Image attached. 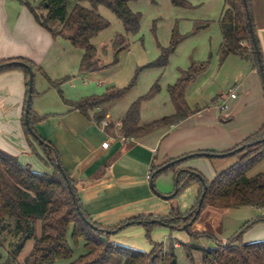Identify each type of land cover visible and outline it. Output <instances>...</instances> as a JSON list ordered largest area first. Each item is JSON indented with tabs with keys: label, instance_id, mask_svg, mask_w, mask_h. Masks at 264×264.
Wrapping results in <instances>:
<instances>
[{
	"label": "crops",
	"instance_id": "1",
	"mask_svg": "<svg viewBox=\"0 0 264 264\" xmlns=\"http://www.w3.org/2000/svg\"><path fill=\"white\" fill-rule=\"evenodd\" d=\"M163 1L167 6V0ZM139 2L146 1L130 3L133 12L140 13L137 9L139 6L136 5ZM149 2L155 7L160 6L159 0H156V4L150 0ZM189 2L193 6L192 9L174 7L171 0L169 1L175 8L171 9L174 10L175 18L170 21L168 35L164 42L159 44L158 51L160 52L161 47L170 45L175 32L181 38L175 50H178L177 52L182 48L189 50L192 44H187L189 39L184 43L182 41L195 32L212 34L214 38H211L209 47L200 46V55L181 61L175 79H179L182 72L192 63L205 61L202 50L217 49L219 53L223 41L219 22L224 11V0ZM133 4L136 10L133 9ZM252 11L264 62V0H253ZM180 19L196 22L195 26L189 23L186 25L182 33L191 30L184 37L179 34L182 29ZM202 24H207L206 28L197 30ZM84 53L83 50L74 48L68 40L53 37L36 22L27 6L22 5L19 0H0V62L22 58L34 62L54 81L71 77L72 79L62 86L61 94L65 99L76 101L98 95L100 91L80 87V90L71 96H67L64 91L67 84L72 85L75 81L88 78L92 80L100 73L79 74ZM242 58L246 62L240 61ZM225 64L233 70V86L229 89L235 88L236 98L230 96L229 90L216 96L213 93L200 92L197 96L193 92L195 97H192L191 92H187L188 104L196 105L191 107L192 114L187 119L176 126L136 139L126 138L121 132L122 122L134 100L120 101L111 108L109 106L105 120L97 123L65 105L59 91L50 86L41 71L36 72L35 77H39V80L32 108L37 116L46 117L36 124V130L58 151L62 165L75 183L84 210L95 222L105 228H112L141 216L168 217L172 209L186 213L179 209V203L174 198L166 200L153 191L151 182H154L156 191L162 195H172L176 190L174 173L170 172L153 180L157 172H154V168H159L170 160L204 151H213L215 154L228 153L264 126L262 76L247 55L232 54L226 58ZM26 82L25 74L21 70L0 73V149L16 156L20 164L30 165L36 172L52 174V168L32 154L22 126L28 94ZM99 85L103 86L104 82L100 80ZM171 85L162 87L161 94L141 108L140 125L144 126L175 114L168 92ZM162 105L167 106L163 108ZM224 105L227 108L222 110ZM101 109L103 108L98 111ZM104 122L107 125H104ZM105 142L110 144L107 149L102 147ZM208 159H191L183 164L182 168L199 171L205 174L204 177L208 181H212L219 172L215 170L210 176H206V164L212 162ZM217 167L220 170L223 166L216 165ZM149 174L152 175L150 180L147 179ZM192 186L198 199L200 186L197 183ZM257 210L264 214V210ZM222 213L223 211L207 209L203 213L207 217L206 220H199L193 229L197 232L205 231L204 225L209 223L210 217L215 216L219 223ZM212 228L216 232L215 225ZM249 241L251 240L245 242Z\"/></svg>",
	"mask_w": 264,
	"mask_h": 264
},
{
	"label": "trees",
	"instance_id": "2",
	"mask_svg": "<svg viewBox=\"0 0 264 264\" xmlns=\"http://www.w3.org/2000/svg\"><path fill=\"white\" fill-rule=\"evenodd\" d=\"M79 1L89 2L92 8H86L78 3L69 12V0H22L36 22L50 32L53 37L68 40L74 48L85 52L79 74L101 72L119 62L120 51L116 53L111 65H105L97 57V48L92 44V41L100 32L110 26V23L97 12L98 7L100 5L107 6L122 21L126 34L138 36L142 14L133 12L129 5L139 0ZM150 1L156 4V0ZM171 3L177 8H193L189 0H171ZM252 10L253 0H224V11L219 22L223 37L219 56L221 62H224L232 54L247 55L260 73L256 48L247 17L249 13L260 47ZM206 26L207 24L199 25L197 30H203ZM180 42L181 38L175 32L170 45L161 47L159 57L144 68H166L170 56L175 52ZM128 48L129 43L123 50ZM10 62L26 64L34 74L41 71L50 86L57 89L60 94L62 86L72 79L65 77L54 81L34 62L26 59L1 61L0 73L12 70L24 72L28 91L29 70L17 64L7 65ZM206 70L207 63H192L187 70L182 72L177 82L168 88L175 114L142 126L140 125V114L143 103L154 98L161 91L159 84L156 83L148 94L137 99L129 107L122 122V135L126 138H141L158 130L176 126L187 119L192 114L186 98L187 90L195 79ZM134 83L135 79L126 88L107 89L102 95L88 96L76 101L65 99L62 94L61 97L64 104L71 110H77L87 119L102 123L108 112L107 107L120 101L134 86ZM36 94L34 85L33 99ZM26 106L27 101L25 110ZM100 108L103 109L98 111ZM44 118L37 116L31 106L28 116L29 125L26 124L24 113L22 126L32 154L36 155L42 163L51 167L52 174L36 172L30 165L20 164L16 156L0 149V236H9L16 241L14 244L11 243L7 258L0 264H64L65 262H68L65 264H178L173 240L167 246L164 243L152 242L153 250L146 253L123 245L115 238L133 225L144 226L146 236L150 240L155 227L169 228L171 231L185 230L184 226L193 220L194 211L205 192L201 178L207 185L206 195L195 222L185 230L189 233L192 241L203 235H211L210 232L193 231V226L198 222L205 209L224 211L252 207L264 210V173L253 177L249 176L250 171L264 161L263 126L246 138L242 144L228 152L244 147L242 151L229 155V157L238 159L236 164L217 173L212 181H208L199 171L183 169L182 165L194 158L212 159L211 154H215L213 151H204L180 159H173L159 168H154V172H156L169 165L167 169L155 174L153 180L173 172L175 187H180V190L193 183L199 184L197 202L188 212L182 214L172 209L168 217L141 216L124 221L116 227L105 228L95 222L84 210L75 183L62 165L58 151L52 143L37 132L36 124ZM53 151L56 152L61 166L56 163ZM195 173L200 174V178L196 177ZM151 174L150 177H152ZM77 206H79V210ZM85 219L94 227H91ZM259 222H264V214L247 223L245 227L248 228ZM70 241L75 245H78L80 241L83 242L84 253L76 259L73 258L74 250ZM192 241L189 244L182 243V246L186 249L189 258L192 257L193 251H201L204 264H264V241L245 243L242 234L228 240L225 247L222 246L221 241L217 240L218 245L213 248H203ZM0 246L6 247L3 242Z\"/></svg>",
	"mask_w": 264,
	"mask_h": 264
},
{
	"label": "rangeland",
	"instance_id": "3",
	"mask_svg": "<svg viewBox=\"0 0 264 264\" xmlns=\"http://www.w3.org/2000/svg\"><path fill=\"white\" fill-rule=\"evenodd\" d=\"M19 1L22 5L24 4L22 0ZM142 1L146 2H139V4H136L139 6L137 9L142 14L141 29L138 36H130L126 34L122 21L107 6L100 5L98 7L97 12L110 23V26L100 32L93 39L92 44L97 48V57L102 63L105 65H111L115 59L116 53L120 51L119 62L115 65L109 66L108 68L104 69L102 73L100 72L94 76L92 79L93 81L87 77L88 79L75 81L72 83V85L67 84L64 87V91L66 92L67 96L76 94L75 92L80 90V87H88L95 90L99 89L100 91L97 94L102 95L107 91V89L126 88L135 79L134 86L120 101H136L140 97L148 94L156 83L159 84L160 88H164L169 84L174 85L178 80L175 79V76L177 75L181 61L184 60V58L188 59L190 57L200 55L202 53L201 52L199 54L200 46L202 47L205 45V47H209L210 43H212L211 38H214L212 34L209 35L208 33L204 34L202 32H195L194 35H190L187 38L185 37L182 41L184 43L187 41L186 39H189L187 44L192 43L191 46H189V50L187 51V48H182L183 50L181 49L180 52H177L178 50L175 51L170 56L169 64L165 70L154 67L144 68L159 57L160 52L158 51V46L164 42L165 37L168 35L167 33L169 23L175 18V14L173 13L174 10L171 9L175 8L169 3L170 0H167V6L163 0H159V7L151 5L149 0ZM78 3L86 8H92L89 2L69 0L68 11L71 12L74 6ZM133 9L136 10L135 4H133ZM196 10L198 11V9ZM179 23L182 27L179 34L184 37L187 32L189 33L191 30L185 31V34L182 33V31L185 30L186 25L189 23L195 26L196 22L180 19ZM128 43L129 48L123 50L124 47L128 45ZM183 47L186 46L183 45ZM202 51L205 55V61L203 63H207V70L195 79V81L189 86V91L187 90V92L189 94L191 92L192 97H195V95L198 96L197 93L199 92L205 94L213 93L214 96L220 92L225 94L229 90V87L233 86L231 81L233 80L231 79V73H233V70L231 71V67L226 65L225 61L221 62L217 49H211L209 51L204 49ZM240 61L243 63L246 62L244 58H242ZM38 80L39 77L36 76L34 78V85L36 89ZM100 80L104 82L103 86L99 85ZM84 82H86L85 85ZM193 92H195V95H193ZM160 94L161 91L154 98L144 102L142 107L156 99ZM118 102L114 103L113 105H117ZM113 105L108 107L111 108ZM166 106L167 105H162L163 108ZM108 107L107 111L109 110ZM189 107H196V105H189ZM208 161H212L210 162L212 165L206 164V168H208L205 171L206 176H210V174L214 173L215 170L221 172L227 168H230L236 164L238 159L236 157H228L222 159H208ZM216 165L223 167L222 169L218 170L219 167L216 168ZM262 171H264V161L255 166L250 171L249 176L253 177ZM164 175H161L160 177ZM192 185L193 184L183 188L181 192L174 198V200L179 203V209L182 212H188L195 206L197 202V193ZM206 210L207 209H205V211ZM203 213L199 219L202 222H204L207 218ZM261 215L262 213L260 211L251 207L224 210L221 214V222L218 223L216 217L212 216L210 217L209 223L204 225L206 227L205 231L198 232H210L211 235L197 237L194 241L191 240L189 233L185 230L171 231L169 228L164 227H155L151 233L150 240L146 236V230L142 225H133L126 228L124 231H122V233H120L119 238L115 239L123 245L146 253H150L153 250L152 242L164 243L167 246L170 244V241L173 240L175 245H179V247L175 246L178 264H204L201 251H193L192 257L189 258L186 249L184 246H182V243L189 244L192 241L195 242L197 246L203 248H213L218 245L217 241H221V243L224 241L228 242V240H231L238 234H242V239L244 242L251 240L245 243L264 241V222L256 223L249 226L248 228L245 227L247 223L256 220ZM213 225L216 227V232H214V229L212 228ZM193 231L195 230L193 229ZM2 242L6 247L0 246V262L7 258L11 243L14 244L16 241L9 236L2 235L0 236V244H2ZM70 244L74 250V259L78 258L84 253V245L82 241H80L78 245H75L71 241Z\"/></svg>",
	"mask_w": 264,
	"mask_h": 264
},
{
	"label": "water",
	"instance_id": "4",
	"mask_svg": "<svg viewBox=\"0 0 264 264\" xmlns=\"http://www.w3.org/2000/svg\"><path fill=\"white\" fill-rule=\"evenodd\" d=\"M45 6H47V3H45ZM247 17H248V22H249V27H250V32H251V35H252V38H253V42L255 44V48H256V53H257V57H258V62H259V68H260V73H261V76H262V79H263V84H264V62H263V58H262V53H261V50H260V47L258 45V42H257V39L255 37V33H254V29H253V24H252V19L250 17V14L248 13L247 14ZM12 64H17V65H21L23 67H26L28 70H29V91H28V98H27V106H26V110H25V118H26V124L29 125V120H28V116H29V112H30V108L32 106V99H33V88H34V72L33 70L26 64H22V63H14V62H10V63H7V65H12ZM244 149V147H239L237 148L235 151H232L230 153H225V154H211V157L213 158H225L229 155H233L235 154L236 152H239V151H242ZM53 155H54V158H55V161L56 163L58 164V166H61L60 164V160L56 154L55 151H53ZM169 167V165H166L164 166L163 168L159 169L156 174L160 173L162 170L164 169H167ZM65 177H66V174L64 173ZM195 176L200 178V174H197L195 173ZM203 184H204V189H205V192L203 194V196L201 197L200 201H199V205L198 207L195 209L194 211V218L193 220L188 224V225H185L184 226V229L187 230L189 228V226H192L193 223L195 222L197 216L199 215L200 213V210H201V206L203 204V201H204V198H205V195H206V191H207V185L204 181L203 178H201ZM151 187L153 189V191L155 193H157L159 196H161L162 198L166 199V200H170V199H173L176 197V195L178 194V192L180 191V187H177L176 190H175V193L172 194V195H169V196H166V195H162L160 193H158L155 189V185H154V182H151ZM73 197L75 198V195L73 194ZM77 209L79 210V206H77ZM85 221L91 226V227H94L92 224H90L86 219ZM155 222H158L160 223L159 221H155Z\"/></svg>",
	"mask_w": 264,
	"mask_h": 264
},
{
	"label": "built area",
	"instance_id": "5",
	"mask_svg": "<svg viewBox=\"0 0 264 264\" xmlns=\"http://www.w3.org/2000/svg\"><path fill=\"white\" fill-rule=\"evenodd\" d=\"M229 94H230V96H231L233 99L236 98L235 88H231V89H229ZM226 108H227L226 105L222 106V110H224V109H226ZM104 125H107V123L104 122ZM109 145H110L109 142H105V143L102 144V147H103L104 149H107V148L109 147ZM147 179H148V180L151 179L150 174L147 175ZM226 244H227V241H224V242L222 243V246L225 247ZM175 246H176V247H179L178 244L175 245Z\"/></svg>",
	"mask_w": 264,
	"mask_h": 264
}]
</instances>
